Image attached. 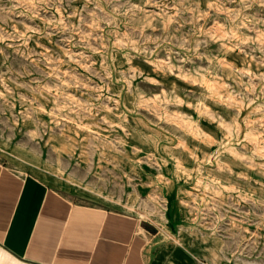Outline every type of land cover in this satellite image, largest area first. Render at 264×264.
Here are the masks:
<instances>
[{"label":"rangeland","instance_id":"rangeland-1","mask_svg":"<svg viewBox=\"0 0 264 264\" xmlns=\"http://www.w3.org/2000/svg\"><path fill=\"white\" fill-rule=\"evenodd\" d=\"M0 161L163 242L179 188L220 263L250 264L235 251L264 235V0H0Z\"/></svg>","mask_w":264,"mask_h":264},{"label":"crops","instance_id":"crops-1","mask_svg":"<svg viewBox=\"0 0 264 264\" xmlns=\"http://www.w3.org/2000/svg\"><path fill=\"white\" fill-rule=\"evenodd\" d=\"M0 161V264H223L216 243L195 231L190 208L166 190L167 242L148 223L118 209L82 205L25 168ZM235 257L263 264L264 235ZM218 256V258H217Z\"/></svg>","mask_w":264,"mask_h":264},{"label":"water","instance_id":"water-1","mask_svg":"<svg viewBox=\"0 0 264 264\" xmlns=\"http://www.w3.org/2000/svg\"><path fill=\"white\" fill-rule=\"evenodd\" d=\"M147 229L149 232H155V228L151 227L149 224H148Z\"/></svg>","mask_w":264,"mask_h":264}]
</instances>
